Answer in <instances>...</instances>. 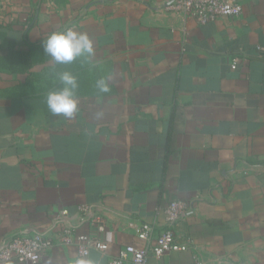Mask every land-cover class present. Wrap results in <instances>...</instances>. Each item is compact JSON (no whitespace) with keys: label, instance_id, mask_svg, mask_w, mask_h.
<instances>
[{"label":"crops","instance_id":"0c3cea01","mask_svg":"<svg viewBox=\"0 0 264 264\" xmlns=\"http://www.w3.org/2000/svg\"><path fill=\"white\" fill-rule=\"evenodd\" d=\"M170 2L0 0V57L64 29L94 44L70 72L78 82L70 118L46 103L62 86L50 56L24 71L0 66V243L49 231L66 210L61 223L109 245L86 256L55 245L26 264H108L141 243L138 224L162 226L175 199L188 203L174 230L191 247L150 264H194L195 255L264 264V0H242L240 15L205 24Z\"/></svg>","mask_w":264,"mask_h":264},{"label":"built area","instance_id":"2783aa9c","mask_svg":"<svg viewBox=\"0 0 264 264\" xmlns=\"http://www.w3.org/2000/svg\"><path fill=\"white\" fill-rule=\"evenodd\" d=\"M174 12L193 18L200 24L213 21L221 16H238L242 12V0H171L167 6ZM237 58L231 62V68L237 67ZM92 207L88 204L79 206V211L91 215ZM188 209V203L183 200H171L164 208L162 226L152 220L141 222L135 228V236L141 242L128 244L120 249L116 256H111L108 264H150L149 258L160 259L172 251H187L189 241L180 240L175 234V226ZM66 210L55 214L49 231L30 230L14 234L0 243V262H15L20 264L37 263L53 246H74L81 256L88 255L92 250L106 252L109 245L98 238L87 234L74 233L69 224H63L67 216ZM98 228H103L100 215L92 216ZM200 255H195L194 264H203Z\"/></svg>","mask_w":264,"mask_h":264},{"label":"clouds","instance_id":"9594fccd","mask_svg":"<svg viewBox=\"0 0 264 264\" xmlns=\"http://www.w3.org/2000/svg\"><path fill=\"white\" fill-rule=\"evenodd\" d=\"M44 52L51 57L54 64H67L76 58L85 60L94 55L93 40L85 33L72 29L53 31L43 41ZM59 89L48 93L46 103L53 115L72 117L78 110L76 90L78 82L70 72H63L59 76ZM100 92H108L109 86L104 79L96 82ZM83 264V262H82Z\"/></svg>","mask_w":264,"mask_h":264},{"label":"trees","instance_id":"16d2710c","mask_svg":"<svg viewBox=\"0 0 264 264\" xmlns=\"http://www.w3.org/2000/svg\"><path fill=\"white\" fill-rule=\"evenodd\" d=\"M0 36L2 37L3 34L1 33ZM45 56H47V54L43 50V43L40 44L37 49L32 48L28 51H19L10 47L7 54L0 57V66L12 71H24L30 68L32 64L40 61ZM85 63L86 60L83 57H80L76 58L71 63L55 64L53 68L48 70L51 73L71 72L74 69L84 67Z\"/></svg>","mask_w":264,"mask_h":264}]
</instances>
